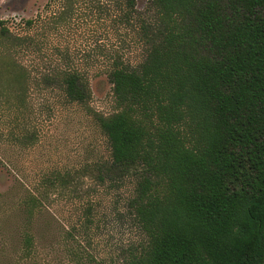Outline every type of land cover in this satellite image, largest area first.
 Returning a JSON list of instances; mask_svg holds the SVG:
<instances>
[{"label": "trees", "instance_id": "obj_1", "mask_svg": "<svg viewBox=\"0 0 264 264\" xmlns=\"http://www.w3.org/2000/svg\"><path fill=\"white\" fill-rule=\"evenodd\" d=\"M152 6L149 19L137 0H57L52 19L69 23L79 7L107 38L85 56L113 85L117 111L98 118L111 163L141 170L131 205L147 241L127 264H264V0ZM130 37L146 48L139 63L121 45ZM62 59L47 82L87 102L85 69Z\"/></svg>", "mask_w": 264, "mask_h": 264}, {"label": "rangeland", "instance_id": "obj_2", "mask_svg": "<svg viewBox=\"0 0 264 264\" xmlns=\"http://www.w3.org/2000/svg\"><path fill=\"white\" fill-rule=\"evenodd\" d=\"M56 2L0 0V264H127L147 241L131 205L141 170L111 163L98 118L117 111L113 85L85 56L107 38L81 3L55 27ZM137 9L156 16L152 0H137ZM5 28L33 41L21 46ZM121 45L134 63L145 57L135 38ZM56 55L85 69L87 102H70L47 82ZM31 197L37 206L28 213Z\"/></svg>", "mask_w": 264, "mask_h": 264}]
</instances>
